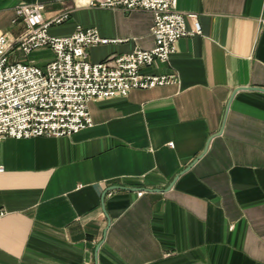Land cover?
Here are the masks:
<instances>
[{
	"label": "crops",
	"instance_id": "0c3cea01",
	"mask_svg": "<svg viewBox=\"0 0 264 264\" xmlns=\"http://www.w3.org/2000/svg\"><path fill=\"white\" fill-rule=\"evenodd\" d=\"M34 2L45 19L69 12L52 35L111 39L91 61L154 45L151 11L87 0H0V33ZM177 8L202 32L143 68L173 82L91 100L92 125L69 136L0 138V264H264V0Z\"/></svg>",
	"mask_w": 264,
	"mask_h": 264
},
{
	"label": "built area",
	"instance_id": "2783aa9c",
	"mask_svg": "<svg viewBox=\"0 0 264 264\" xmlns=\"http://www.w3.org/2000/svg\"><path fill=\"white\" fill-rule=\"evenodd\" d=\"M87 3L102 8L151 11L154 45L111 54L94 62L89 58V47L111 40L101 37L97 28L78 24L69 35H52L50 24L64 22L69 17L67 10L45 19L42 2L17 6L12 24H21V30L17 34L10 30L0 33V138L69 136L92 125L91 100L173 82L172 74L143 68L157 61L167 62L177 39L202 32L196 14L179 11L177 0H87ZM186 16L193 21L190 29L185 23ZM39 48L49 49L53 57L43 65L23 59ZM6 213L0 208V217Z\"/></svg>",
	"mask_w": 264,
	"mask_h": 264
},
{
	"label": "water",
	"instance_id": "95a60500",
	"mask_svg": "<svg viewBox=\"0 0 264 264\" xmlns=\"http://www.w3.org/2000/svg\"><path fill=\"white\" fill-rule=\"evenodd\" d=\"M253 88H258V89H262L264 90L263 87H253ZM237 89H234L233 92L231 93V96L233 95V93L236 91ZM230 96V97H231ZM221 130V129H220ZM220 130L218 132H220ZM205 150V149H204ZM201 155H198V157L195 158L198 159ZM125 186V185H124ZM124 186H121V185H115V186H112V188H117V187H124ZM170 186V185H169ZM128 188V187H126ZM135 189H142V190H149V191H157V190H164V189H160V188H148V187H133ZM168 188V187H167ZM110 221L109 217H108V222Z\"/></svg>",
	"mask_w": 264,
	"mask_h": 264
}]
</instances>
